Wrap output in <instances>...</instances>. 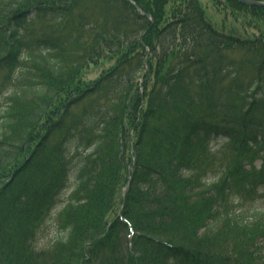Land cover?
<instances>
[{"label": "trees", "instance_id": "1", "mask_svg": "<svg viewBox=\"0 0 264 264\" xmlns=\"http://www.w3.org/2000/svg\"><path fill=\"white\" fill-rule=\"evenodd\" d=\"M169 1L0 0V264H239L176 222L263 264L264 7Z\"/></svg>", "mask_w": 264, "mask_h": 264}, {"label": "rangeland", "instance_id": "2", "mask_svg": "<svg viewBox=\"0 0 264 264\" xmlns=\"http://www.w3.org/2000/svg\"><path fill=\"white\" fill-rule=\"evenodd\" d=\"M179 2L180 0H172L170 3H167L166 17L168 19H165V21L170 20L169 16H172V9ZM201 3L204 6V9L206 10V14L218 29L226 31L228 33L231 32L233 29H237L241 34L248 32L247 35L249 36L250 34H260V31L254 28L255 26L253 24L251 26H246V21L247 19L252 18L250 16L252 14L246 11H239L237 9L234 10L229 4L228 0H201ZM245 16H247L248 18H246ZM100 73L101 72L95 70V72L91 74V77L96 78ZM68 192L69 191H67L66 195L68 194ZM61 206H63V202H60L57 205L55 211L57 212L61 208ZM115 214V212H111L108 216V219H112ZM162 231L166 236L175 238L176 240L183 242L187 245L201 247V249L215 253L217 258H221V256H235L239 259V264H260V259H263L262 255H259V250L255 251V253L251 252L248 241L243 243L241 241L240 243H238L237 241L238 245L234 247L233 240H235V233L233 231L225 233L217 238L213 237L211 239L203 241L201 242V244L199 242L200 238L192 234L193 230H190L188 226L184 227L180 223H173L168 228H164ZM59 235L60 232L56 229L54 221L49 220L44 225L43 229L41 230L38 236V247L43 248L49 246L51 244V241ZM121 253L123 254V251Z\"/></svg>", "mask_w": 264, "mask_h": 264}, {"label": "water", "instance_id": "3", "mask_svg": "<svg viewBox=\"0 0 264 264\" xmlns=\"http://www.w3.org/2000/svg\"><path fill=\"white\" fill-rule=\"evenodd\" d=\"M238 1L248 5L264 6V0H238Z\"/></svg>", "mask_w": 264, "mask_h": 264}, {"label": "bare ground", "instance_id": "4", "mask_svg": "<svg viewBox=\"0 0 264 264\" xmlns=\"http://www.w3.org/2000/svg\"><path fill=\"white\" fill-rule=\"evenodd\" d=\"M133 4H135L136 5V2H135V0H130ZM172 0H170L168 3H170ZM200 2H201V0H200ZM167 5V4H166ZM251 6H254V5H251ZM259 7H264V6H259ZM166 8V7H165ZM140 10V9H139ZM207 17H208V15H207ZM208 19L211 21V19L208 17ZM212 22V21H211ZM213 23V22H212ZM214 24V23H213Z\"/></svg>", "mask_w": 264, "mask_h": 264}]
</instances>
